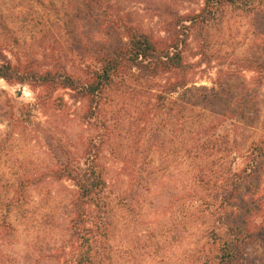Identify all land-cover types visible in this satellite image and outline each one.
I'll list each match as a JSON object with an SVG mask.
<instances>
[{
	"label": "rangeland",
	"instance_id": "rangeland-1",
	"mask_svg": "<svg viewBox=\"0 0 264 264\" xmlns=\"http://www.w3.org/2000/svg\"><path fill=\"white\" fill-rule=\"evenodd\" d=\"M197 14L210 20L191 24ZM133 31L162 43L187 32L183 66L153 76L125 68L90 120L87 102L72 90L48 94L0 79V264L76 263L70 228L77 186L55 175L58 155L81 173L90 150L105 169L100 197L111 222L103 264H196L219 227L221 210L206 220L188 216L199 198L217 191L200 182L207 165L195 154L235 138L238 173L247 145L264 137V0H0V63L5 57L21 72L65 69L85 77L102 54L124 51ZM181 82L223 89L231 110L226 117L198 108L175 116L167 108L176 94L168 92ZM245 106L253 107L252 125L236 122ZM259 177V186L235 194L243 230L234 264H264L261 170ZM87 212L97 221L94 206Z\"/></svg>",
	"mask_w": 264,
	"mask_h": 264
},
{
	"label": "trees",
	"instance_id": "trees-1",
	"mask_svg": "<svg viewBox=\"0 0 264 264\" xmlns=\"http://www.w3.org/2000/svg\"><path fill=\"white\" fill-rule=\"evenodd\" d=\"M209 18V16L207 18L197 14L190 18V23L205 22L210 20ZM187 36V32L179 33L178 31L162 43L157 42L150 34L133 31L128 35L129 40L124 51L115 49L102 54L98 58L97 66L87 67L85 77L77 76L65 69H51L42 73L26 69L25 72H21L18 66L12 65L9 60L3 61L5 57H2L0 79L8 83L28 84L32 88L41 87L43 92L48 94H52L57 89L72 90L77 98L87 102L86 118L90 120L96 115V110L99 109L114 78L121 75L125 68H135L150 76L182 68L183 48L186 45ZM195 91H202V93H194ZM168 93H175L176 97L171 99L173 106L167 109H173L175 116L179 118L184 116V111L194 108L202 112H210L208 114L214 117H226L227 112L231 110L230 106L225 104L226 92L223 89L208 91L204 88H192L187 86V83L181 82L172 85ZM36 99L38 100V97ZM34 104L36 105V102ZM239 110L240 108L237 112L241 111V113L234 115L239 116L236 119L237 124L252 125V114L249 115V112H253V107L245 106ZM222 143L224 148L217 149H214L212 145L203 144L199 154H195L207 165L199 171L200 182L203 185L215 186L217 191L215 189V194L210 200L208 193L205 197L199 198L188 216L198 221L206 220L221 210L217 217L220 229L214 227L210 230L207 248L199 249L200 256H197L196 264H234L243 230L242 223L237 221L235 194L239 188L247 187L249 184L255 183L259 186L260 170L264 180V137L253 139L247 145L244 155L245 166L238 173L232 169L234 158L231 156V150L236 144L235 138L227 137ZM58 156L63 164L55 171V175L58 178L65 177L73 180L77 186V195L72 203L74 217L71 219L70 228V235L75 239L72 244H75L79 252L75 264H103L104 254L108 251V228L111 222L109 212L105 208L106 203L100 197L106 188L105 169L94 163L95 155L90 150L86 167L81 173L70 165L68 156ZM217 179L221 180L219 185H215ZM139 191L140 188L136 187L126 198L135 196ZM6 206L9 209L10 204L7 203ZM92 206H94L97 221H88L86 218L87 211Z\"/></svg>",
	"mask_w": 264,
	"mask_h": 264
}]
</instances>
